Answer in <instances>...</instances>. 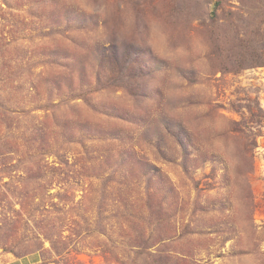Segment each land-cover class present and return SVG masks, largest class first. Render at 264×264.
Masks as SVG:
<instances>
[{
	"label": "rangeland",
	"instance_id": "obj_1",
	"mask_svg": "<svg viewBox=\"0 0 264 264\" xmlns=\"http://www.w3.org/2000/svg\"><path fill=\"white\" fill-rule=\"evenodd\" d=\"M0 264H264V0H0Z\"/></svg>",
	"mask_w": 264,
	"mask_h": 264
}]
</instances>
